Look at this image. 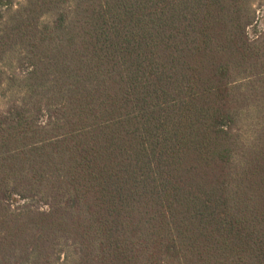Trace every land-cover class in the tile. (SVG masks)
Wrapping results in <instances>:
<instances>
[{"label": "trees", "instance_id": "1", "mask_svg": "<svg viewBox=\"0 0 264 264\" xmlns=\"http://www.w3.org/2000/svg\"><path fill=\"white\" fill-rule=\"evenodd\" d=\"M262 13L0 0V264H264Z\"/></svg>", "mask_w": 264, "mask_h": 264}, {"label": "rangeland", "instance_id": "2", "mask_svg": "<svg viewBox=\"0 0 264 264\" xmlns=\"http://www.w3.org/2000/svg\"><path fill=\"white\" fill-rule=\"evenodd\" d=\"M261 16H264L263 13H262ZM259 28H260V30L264 29V17H261L260 27ZM20 98H21L20 95L15 94L13 92V87H9L8 85L0 86V105H1V107H4L8 103H11L12 101H14L16 99H20ZM251 113L252 112L243 111L241 116H240V124H239V126L243 127V131L242 132H244L245 138H249L250 135L253 134L254 126H253V123H252L253 121H252ZM254 118H255V114H254ZM251 124H252V126H251ZM10 202H11L10 204H12V206H13L12 209L17 208L20 204H23V203H25L26 206L35 205V200L32 199V198H28V199L22 200L20 204H15L12 201H10ZM7 205H9V204H7ZM39 206H41V204H39ZM7 209H8V207H7ZM53 259H54V262H56V256H54ZM63 259H64V256H62V258L60 259V263L63 261Z\"/></svg>", "mask_w": 264, "mask_h": 264}]
</instances>
